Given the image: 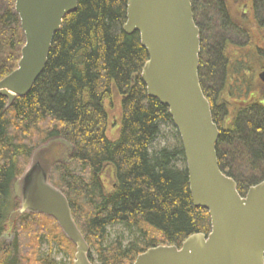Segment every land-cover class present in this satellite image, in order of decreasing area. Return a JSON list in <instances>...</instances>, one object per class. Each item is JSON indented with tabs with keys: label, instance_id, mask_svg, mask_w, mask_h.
<instances>
[{
	"label": "trees",
	"instance_id": "1",
	"mask_svg": "<svg viewBox=\"0 0 264 264\" xmlns=\"http://www.w3.org/2000/svg\"><path fill=\"white\" fill-rule=\"evenodd\" d=\"M190 3L200 31L199 81L220 132L218 166L244 196L264 179V168L245 177L235 167L240 155L252 169L264 161V91H257L264 87L257 80L264 0ZM126 10L127 0H78L31 91L9 107L0 96V264H61L55 254L73 262L75 247L52 218L24 214L9 222L16 180L38 147L54 141L71 152L54 163L49 182L66 197L91 264H133L151 247H180L211 230L207 210L193 205L182 147L151 150L160 127L173 124L168 108L147 96L140 75L148 56L137 32H123ZM24 43L14 0H2L0 80L16 69ZM114 225L133 241H108Z\"/></svg>",
	"mask_w": 264,
	"mask_h": 264
},
{
	"label": "water",
	"instance_id": "2",
	"mask_svg": "<svg viewBox=\"0 0 264 264\" xmlns=\"http://www.w3.org/2000/svg\"><path fill=\"white\" fill-rule=\"evenodd\" d=\"M77 4L14 0L25 43L16 69L0 80V96L8 107L31 91L45 69L55 34ZM123 32L139 34L148 56L140 75L147 96L168 108L181 141L193 205L207 210L211 223L209 234H193L180 247H151L133 264H264V179L241 196L235 181L219 169L220 132L199 81L200 31L190 0H127ZM258 78L264 84V71ZM53 165L30 164L19 180L20 206L9 222L24 214L52 218L75 247L72 264H91L90 248L66 197L49 182Z\"/></svg>",
	"mask_w": 264,
	"mask_h": 264
},
{
	"label": "rangeland",
	"instance_id": "3",
	"mask_svg": "<svg viewBox=\"0 0 264 264\" xmlns=\"http://www.w3.org/2000/svg\"><path fill=\"white\" fill-rule=\"evenodd\" d=\"M2 2V0H0ZM200 14H196L197 19H199ZM207 16L209 15V12L206 14ZM200 21V19H199ZM201 22V21H200ZM203 24V22H201ZM227 38H231L232 40H239L237 37L233 36V34H230L227 36ZM258 71H261L260 69H257ZM256 71V72H258ZM263 71V70H262ZM263 85V84H262ZM261 88H257L258 93L261 95L262 92L264 91V87H262V92H260ZM118 109L115 108L112 112V119H115L118 116ZM112 130V129H111ZM110 132V129H109ZM114 133V132H113ZM110 134V133H109ZM182 147L181 141L179 138V135L177 133V130L173 125H162L160 127V133L158 138L155 140V142L151 146L152 151H160V150H169V151H174L176 149H179ZM71 152V149L60 141H54V142H48L45 143L41 146L38 147V149L32 154L30 161L28 163V167L33 161H42V163L46 166H50L51 164H54L57 161H60L62 159H65L69 153ZM241 156V159L239 160L238 164L235 165L236 169L238 170L239 173L243 176H248L251 174L258 175L259 173L262 172L264 168V161L262 162H255L253 164L257 165V169H252L246 164V159L245 156ZM263 166H261V165ZM179 166L182 165V163H178ZM252 169V170H251ZM25 170V171H26ZM24 174V173H23ZM22 177V176H21ZM21 177L16 180L15 185H14V201L17 202V208L20 206V196H19V180ZM15 210V209H14ZM16 219L11 222V226L15 223ZM108 233V241H113L115 239L121 238L123 241L124 245H127L129 241H133L134 235L128 232L123 226L121 225H114L111 226L107 229ZM12 236L8 233L7 235L4 236V239L7 241H10ZM48 252V247L47 245H43L42 247V254L46 255ZM54 259L58 262H61V264H67L68 260L66 258L61 257L58 254L54 255Z\"/></svg>",
	"mask_w": 264,
	"mask_h": 264
},
{
	"label": "flooded vegetation",
	"instance_id": "4",
	"mask_svg": "<svg viewBox=\"0 0 264 264\" xmlns=\"http://www.w3.org/2000/svg\"><path fill=\"white\" fill-rule=\"evenodd\" d=\"M257 80L262 84V82L259 80L258 75H257ZM260 92L262 91L261 89L259 90ZM218 124V123H217Z\"/></svg>",
	"mask_w": 264,
	"mask_h": 264
}]
</instances>
